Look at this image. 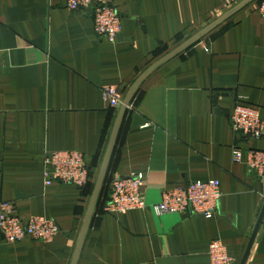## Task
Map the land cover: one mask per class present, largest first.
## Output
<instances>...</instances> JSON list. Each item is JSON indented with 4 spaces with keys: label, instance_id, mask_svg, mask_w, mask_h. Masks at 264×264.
Instances as JSON below:
<instances>
[{
    "label": "crops",
    "instance_id": "obj_1",
    "mask_svg": "<svg viewBox=\"0 0 264 264\" xmlns=\"http://www.w3.org/2000/svg\"><path fill=\"white\" fill-rule=\"evenodd\" d=\"M109 1L122 17L115 43L66 0H0V204L60 228L50 243L0 234V264H211L216 240L241 264L264 180L232 151H264V137L236 136L230 117L240 96L264 121V0ZM140 81L111 149L121 107L104 89L125 98ZM65 150L85 156L83 189L44 183L45 155ZM134 174L148 208L107 212L111 180ZM210 179L223 192L213 218L153 210L166 188ZM245 264H264V217Z\"/></svg>",
    "mask_w": 264,
    "mask_h": 264
},
{
    "label": "built area",
    "instance_id": "obj_2",
    "mask_svg": "<svg viewBox=\"0 0 264 264\" xmlns=\"http://www.w3.org/2000/svg\"><path fill=\"white\" fill-rule=\"evenodd\" d=\"M66 7L71 12L92 10L95 32L111 43L116 42L122 30V17L109 0H66ZM258 10L264 18V1L260 3ZM104 98L111 109H119L123 104L124 94L119 88L107 87L104 89ZM230 126L236 136L251 140H261L264 137V121L259 109L248 105L240 96L230 117ZM232 160L235 164H246L264 180V151L250 149L245 155L244 150L235 145ZM42 174L47 186L65 183L83 189L90 180L85 156L77 150L48 152L43 160ZM145 186L142 174L114 177L111 180V195L106 211L124 214L148 208ZM222 196L219 180L191 181L166 188L161 201L152 208L157 215L191 213L210 219L218 213ZM59 233L60 228L52 219L32 216L24 221L16 214L13 204H0V234L10 244L26 239L50 243ZM209 256L211 264H237L219 240L210 244Z\"/></svg>",
    "mask_w": 264,
    "mask_h": 264
},
{
    "label": "water",
    "instance_id": "obj_3",
    "mask_svg": "<svg viewBox=\"0 0 264 264\" xmlns=\"http://www.w3.org/2000/svg\"><path fill=\"white\" fill-rule=\"evenodd\" d=\"M141 82H142V81H140L138 84H136V85L133 87V89H132V90L127 94V96L124 98L123 104H122V106H121V108H120L121 112H120V115H119V118H118L117 128H116V130L114 131V135H113V139H112V143H111V149H112V147H113V145H114V143H115V140H116V136H117V133H118L117 130H119L118 127L120 128V125H121L122 120H123V118H124V116H125V114H126V111L128 110L129 105L131 104V102H132V100L134 99V97H135V95H136L138 89L140 88ZM102 179H103V176H102ZM99 184H100V186H99V188H100V187H101V182H100V181H99ZM263 217H264V208H263V211H262V215H261V217H260V220H259V222H258V226H257V228H256V230H255V232H254V235H253L252 239H251V242H250L249 248H248V250H247V253H246V255H245L243 261L241 262V264H245V262H246V260H247L248 254H249V252H250V249H251V247H252V244H253V242H254V239H255L256 233H257V231H258V229H259V227H260V224H261V222H262Z\"/></svg>",
    "mask_w": 264,
    "mask_h": 264
}]
</instances>
